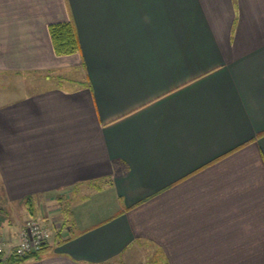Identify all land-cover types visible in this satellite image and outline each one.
<instances>
[{
    "label": "crops",
    "instance_id": "0c3cea01",
    "mask_svg": "<svg viewBox=\"0 0 264 264\" xmlns=\"http://www.w3.org/2000/svg\"><path fill=\"white\" fill-rule=\"evenodd\" d=\"M62 22L73 54L53 48ZM10 85L2 204L25 219L71 194L49 255L20 264H131L138 245L264 264V0H0ZM19 227L0 221L6 249Z\"/></svg>",
    "mask_w": 264,
    "mask_h": 264
},
{
    "label": "rangeland",
    "instance_id": "374dc122",
    "mask_svg": "<svg viewBox=\"0 0 264 264\" xmlns=\"http://www.w3.org/2000/svg\"><path fill=\"white\" fill-rule=\"evenodd\" d=\"M42 85V84H41ZM39 85L38 87H40ZM37 86V84H36ZM10 86L4 87L5 89H0V94H4L3 97H9L11 95L5 96V94H8L7 91L10 90ZM70 194V192H68ZM66 193V194H68ZM68 194V195H69ZM68 195H65V193H54L47 196H42L38 199L37 202H29L31 205L29 208H31V212L33 213L32 216H27L25 219L22 218L21 214L19 213V216H16V212H18V209H22L25 206L21 205L14 208H8L5 207L4 204H2L1 200H3V192L0 188V221L3 219L4 221H12V224H14L15 220L19 218L20 225L28 218H34L38 220L42 225H44L48 230L51 237L53 238L57 232H60V228L64 226V221L61 220L60 215L65 210L67 205L66 198ZM71 195V194H70ZM23 206V207H22ZM18 215V214H17ZM12 216V218H11ZM135 248V247H134ZM133 248V251L131 252L132 260L131 264H166V260L164 256L161 254L159 250H157L153 246L149 245H138V248Z\"/></svg>",
    "mask_w": 264,
    "mask_h": 264
},
{
    "label": "built area",
    "instance_id": "2783aa9c",
    "mask_svg": "<svg viewBox=\"0 0 264 264\" xmlns=\"http://www.w3.org/2000/svg\"><path fill=\"white\" fill-rule=\"evenodd\" d=\"M1 214V209H0ZM50 240L49 230L34 218L26 219L19 227L17 241L7 247L0 243V264L11 255L23 258L39 252Z\"/></svg>",
    "mask_w": 264,
    "mask_h": 264
},
{
    "label": "trees",
    "instance_id": "16d2710c",
    "mask_svg": "<svg viewBox=\"0 0 264 264\" xmlns=\"http://www.w3.org/2000/svg\"><path fill=\"white\" fill-rule=\"evenodd\" d=\"M49 32H50V36L52 40V45H53V48L56 54L69 55V54H73L78 49L76 30L71 22H62V23L52 24L49 26ZM30 200L31 199H29V201ZM30 205L31 203H29V206ZM68 211L69 209L66 208L64 212H68ZM65 223H69V222L67 221ZM49 251H50L49 247L46 244L45 246H43V248L39 252H36L32 255H29L23 258H18L16 256L11 255L8 258L9 259H11V257L13 258L12 264H20L30 258L40 259L42 257H45L49 255L50 253Z\"/></svg>",
    "mask_w": 264,
    "mask_h": 264
}]
</instances>
